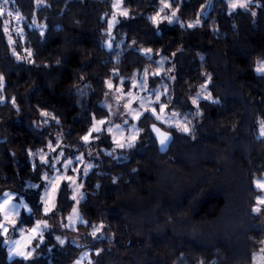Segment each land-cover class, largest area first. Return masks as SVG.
<instances>
[{"label":"trees","instance_id":"trees-1","mask_svg":"<svg viewBox=\"0 0 264 264\" xmlns=\"http://www.w3.org/2000/svg\"><path fill=\"white\" fill-rule=\"evenodd\" d=\"M114 1L0 0V197L24 198L20 227L47 219L42 176L54 152H82L107 116L108 81L128 84L161 58L151 85H167L168 108L188 130L144 114L127 148L93 134L104 152L81 179L83 223L68 231L86 235L79 244L46 235L25 259H9L0 237V264H71L84 249L88 264H252L264 243L253 211L264 175V75L254 72L264 60V0L233 11L225 0H119L108 32ZM201 87L213 100L193 108ZM154 124L171 135L164 153ZM72 205L64 183L51 218L65 220ZM93 226L104 237L89 235Z\"/></svg>","mask_w":264,"mask_h":264},{"label":"rangeland","instance_id":"rangeland-1","mask_svg":"<svg viewBox=\"0 0 264 264\" xmlns=\"http://www.w3.org/2000/svg\"><path fill=\"white\" fill-rule=\"evenodd\" d=\"M118 1H114V12L108 20V32L115 23L116 17L121 15L120 2ZM225 1L229 11L244 8L238 6L241 3L246 6L252 3V0ZM233 3H236L237 7L232 8L230 5ZM169 20L172 23H180L175 16ZM262 65H264V60L257 62L254 68L256 75H264V72L257 71ZM164 66L165 60L161 58L155 70H144L134 73L128 84L124 83V79H119L116 84L108 81V92L101 102L102 107L107 111V116L101 120L94 121L88 133L84 135V137H88L87 141L84 140V137L82 138L84 150L68 157H64L61 151L54 152L56 154L52 156L51 172L45 173L42 176L43 188L40 202L42 204V211L47 216V219L38 220L31 227H20L17 223L22 214L30 213L28 204L24 198L17 199L12 193H8V197H5V195L0 197V224L8 229L7 233H4L3 228H0V237L3 239L9 259L28 258L33 252V242L36 240L43 241L46 235L52 234L59 244H64L68 240L79 244V241L86 235H69L68 231H74L77 225L83 223L78 213V204L82 200L81 179L93 168L99 153L104 152L103 147L98 146V143L93 148L92 142L95 140L93 134L105 131L109 135L115 148H127L136 141L139 132L137 123L144 114L152 115L157 122L165 126L174 127L180 131H184V129L188 130L186 118L180 113L168 108L169 105L165 101L169 99L167 85L163 83L151 85L150 78L162 75L165 69ZM109 84L111 87H109ZM194 100L196 101L195 103H193ZM200 100H213L204 87H201L197 91L189 104L195 108ZM94 129H99V131ZM262 131V127H259V137L263 136L261 134ZM257 182L264 183V175L254 181V186L259 191L255 208L260 209L257 214L260 215V219L263 221L264 204L258 203L257 200L258 198H264V189L258 188ZM64 183L71 190L73 205L65 220L61 221L58 218L52 219L51 213L55 208L57 192ZM6 216L7 219H5ZM38 224L39 228L37 229ZM97 228L93 226L88 234L96 236L98 234V230L96 231ZM33 229H37V231L34 232ZM101 233L97 236L104 237V234ZM89 258L90 251L84 249L71 264H88ZM252 264H264V243L253 256Z\"/></svg>","mask_w":264,"mask_h":264},{"label":"snow or ice","instance_id":"snow-or-ice-1","mask_svg":"<svg viewBox=\"0 0 264 264\" xmlns=\"http://www.w3.org/2000/svg\"><path fill=\"white\" fill-rule=\"evenodd\" d=\"M168 5L166 4L165 5V7H167ZM232 8H235V7H237V4L236 3H233V4H231L230 5ZM239 7H245L246 5L245 4H243V3H241V4H239L238 5ZM154 19V21H155V18H153ZM111 26V25H110ZM192 25H189V27H191ZM150 51V50H149ZM257 71L258 72H264V65H262L260 68H258L257 69ZM109 87H111V85L109 84ZM196 101L194 100L193 101V103H195ZM101 123H103V122H101ZM94 130H96V131H99V129H94ZM184 131H187V129H184ZM262 135H264V131H262V133H261ZM167 139V137H165L164 139H162L161 140V144H164V142H165V140ZM84 140L85 141H87L88 140V137L87 136H85L84 137ZM129 146H131V145H129ZM257 187L258 188H261V189H264V183H262V182H257ZM5 195V197H8V193H5L4 194ZM257 202L258 203H260V204H264V198H258V200H257ZM253 211H260V209L259 208H254L253 209ZM5 219H7V216L5 217ZM46 226V225H45ZM0 228H3V231H4V233H7V231H8V229L6 228V227H4L2 224H0ZM39 228V224L37 225V229ZM37 229H33V231L35 232V231H37ZM61 243H63V241H61ZM25 258H27V257H25Z\"/></svg>","mask_w":264,"mask_h":264},{"label":"water","instance_id":"water-1","mask_svg":"<svg viewBox=\"0 0 264 264\" xmlns=\"http://www.w3.org/2000/svg\"><path fill=\"white\" fill-rule=\"evenodd\" d=\"M150 131L152 137L155 139L158 145L159 151L164 153L166 151L168 144L170 143L171 135L163 131L159 126L155 124L150 126ZM165 137H167V139L165 140L164 144H161V140L164 139Z\"/></svg>","mask_w":264,"mask_h":264}]
</instances>
